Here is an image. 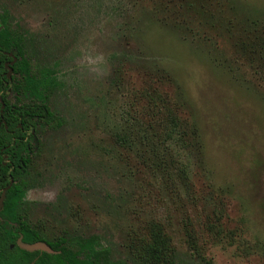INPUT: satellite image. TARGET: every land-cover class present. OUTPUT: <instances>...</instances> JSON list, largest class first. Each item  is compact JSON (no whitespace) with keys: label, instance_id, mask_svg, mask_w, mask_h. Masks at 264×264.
I'll list each match as a JSON object with an SVG mask.
<instances>
[{"label":"rangeland","instance_id":"rangeland-1","mask_svg":"<svg viewBox=\"0 0 264 264\" xmlns=\"http://www.w3.org/2000/svg\"><path fill=\"white\" fill-rule=\"evenodd\" d=\"M252 8L264 0H0L60 74L48 103L62 124L40 135L26 176L45 238L94 235L145 264L158 232L170 264H264V80L235 45ZM144 88L196 126L187 184L135 138L164 116Z\"/></svg>","mask_w":264,"mask_h":264},{"label":"trees","instance_id":"trees-1","mask_svg":"<svg viewBox=\"0 0 264 264\" xmlns=\"http://www.w3.org/2000/svg\"><path fill=\"white\" fill-rule=\"evenodd\" d=\"M243 24L240 40L235 43L240 49V59L247 60V64L264 80V10L252 8ZM25 39L10 24L5 12H1L0 192L6 188L4 206L11 211L16 209L20 194L27 188L28 166L32 153L38 149L40 135L48 128L62 124L61 117L50 109L48 103L60 84V74L53 66L37 62ZM7 52L12 55L8 57ZM13 59L11 78H8L3 60ZM153 89L144 88L141 95L147 99L151 115H157L161 109L164 116L158 118L154 126L149 124L148 129L136 134L135 138L140 144H146L162 163L172 166L187 184L194 175L200 149L196 126L189 124L165 97ZM116 140L126 147L134 143V137L127 133L117 135ZM204 199L207 203L211 201L209 195ZM21 225L28 233L34 234V240H47L53 250L52 253L36 252L34 264H130L124 259L113 258L109 248L97 236L60 235L46 239L40 231H32L27 221H22ZM141 258L145 264H170L167 239L158 232L152 234L150 242L142 246Z\"/></svg>","mask_w":264,"mask_h":264},{"label":"flooded vegetation","instance_id":"flooded-vegetation-1","mask_svg":"<svg viewBox=\"0 0 264 264\" xmlns=\"http://www.w3.org/2000/svg\"><path fill=\"white\" fill-rule=\"evenodd\" d=\"M7 55L9 57L12 55V53L7 52ZM14 59L3 60L2 65L5 69L4 72L8 78H11L12 68L10 65L13 63ZM8 100H12V98H8ZM4 199L5 197L3 198L0 205V264H34V260L37 257L36 252H38L39 254H41L42 252L52 253L53 250L51 248V251H31L22 247L23 244H32L38 241L44 242L46 245H48L47 240H34V234L31 232L28 233L21 225L22 221H27L32 231H39L37 226L31 222V215H28L29 212H27L28 204L31 203L28 201L30 199L27 188L24 189L20 194L19 200L16 204V209H14L13 211L4 206Z\"/></svg>","mask_w":264,"mask_h":264},{"label":"water","instance_id":"water-1","mask_svg":"<svg viewBox=\"0 0 264 264\" xmlns=\"http://www.w3.org/2000/svg\"><path fill=\"white\" fill-rule=\"evenodd\" d=\"M9 75V74H8ZM5 191H6V188H4L0 194V205L2 203V200L4 198V195H5ZM22 247H24L25 249L27 250H47V251H51L50 247L48 245H46L44 242H35V243H32V244H23Z\"/></svg>","mask_w":264,"mask_h":264}]
</instances>
